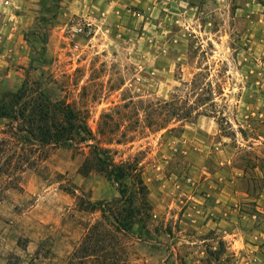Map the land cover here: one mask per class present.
<instances>
[{"label": "rangeland", "instance_id": "rangeland-1", "mask_svg": "<svg viewBox=\"0 0 264 264\" xmlns=\"http://www.w3.org/2000/svg\"><path fill=\"white\" fill-rule=\"evenodd\" d=\"M80 4L43 7L27 38L31 67L0 93L28 80L81 111L97 138L103 123L138 130L109 146L117 162L138 159L149 190L146 231L127 239L132 264H264V46L253 44V18L239 0ZM198 68L216 92L212 113L143 129ZM86 153L47 148L34 163L0 164L16 174L0 177V264L66 262L99 216L79 212L76 197L116 196L102 176L78 174Z\"/></svg>", "mask_w": 264, "mask_h": 264}, {"label": "trees", "instance_id": "trees-1", "mask_svg": "<svg viewBox=\"0 0 264 264\" xmlns=\"http://www.w3.org/2000/svg\"><path fill=\"white\" fill-rule=\"evenodd\" d=\"M63 1L42 0V7L50 3V9L57 13ZM31 35L36 36L35 33ZM197 52V48L189 46L187 59H194ZM30 67L29 63L28 69ZM198 69L200 71L191 79L184 82L182 78L178 79L185 89L184 96L180 88H175L170 100L158 104L151 112L149 116H154V119L145 122L143 129L157 133L171 124L191 122L201 115L212 113L216 92L209 83H205L202 71L206 68ZM35 85L36 88L24 80L16 91L0 93V119L6 121L0 138V164L7 168L16 160L17 166L21 167L28 161L26 154L34 157V163L41 159L43 150L47 148H68L77 153L86 149L78 174L82 177L91 173L102 176L115 188L116 196L109 201L96 202L83 195L76 197L79 212L97 213L99 216L85 224L83 235L64 264H132L128 258L127 239L133 238L137 229L139 237L146 231L151 218L149 190L138 159L117 162L115 152L109 146L131 142L133 133L138 130L130 132L128 127H124L120 132L119 126L103 123L99 125L97 138L81 111L41 88L38 83ZM129 103L136 109L141 102ZM110 116L103 114L101 121L111 119ZM0 177L12 180L16 174L5 170L0 171Z\"/></svg>", "mask_w": 264, "mask_h": 264}, {"label": "crops", "instance_id": "crops-1", "mask_svg": "<svg viewBox=\"0 0 264 264\" xmlns=\"http://www.w3.org/2000/svg\"><path fill=\"white\" fill-rule=\"evenodd\" d=\"M84 1L87 0H65L60 5L66 4L72 8L71 4L77 7L75 4L81 3V7ZM239 2V13L249 15L247 19L253 18L249 21V28L253 31V44L257 47L264 46V0ZM42 6V0H0V84L27 71L32 48L25 36L34 32L35 21Z\"/></svg>", "mask_w": 264, "mask_h": 264}]
</instances>
